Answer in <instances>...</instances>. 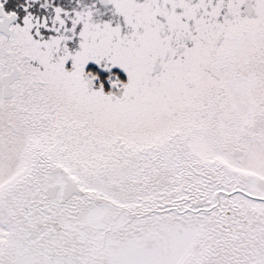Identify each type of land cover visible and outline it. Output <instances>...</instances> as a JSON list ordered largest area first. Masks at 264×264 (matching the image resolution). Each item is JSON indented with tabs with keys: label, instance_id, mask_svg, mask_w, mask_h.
Listing matches in <instances>:
<instances>
[{
	"label": "snow or ice",
	"instance_id": "snow-or-ice-1",
	"mask_svg": "<svg viewBox=\"0 0 264 264\" xmlns=\"http://www.w3.org/2000/svg\"><path fill=\"white\" fill-rule=\"evenodd\" d=\"M0 264H264V0H0Z\"/></svg>",
	"mask_w": 264,
	"mask_h": 264
}]
</instances>
